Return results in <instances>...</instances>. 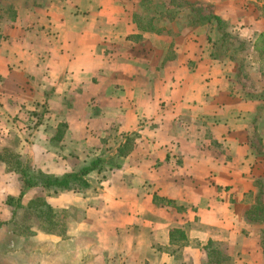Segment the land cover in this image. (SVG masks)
Segmentation results:
<instances>
[{
	"label": "crops",
	"instance_id": "0c3cea01",
	"mask_svg": "<svg viewBox=\"0 0 264 264\" xmlns=\"http://www.w3.org/2000/svg\"><path fill=\"white\" fill-rule=\"evenodd\" d=\"M29 1L0 23V152L55 176L102 161L87 189L20 200L72 210L37 234L57 264H264V0H159L158 30L141 0Z\"/></svg>",
	"mask_w": 264,
	"mask_h": 264
},
{
	"label": "trees",
	"instance_id": "16d2710c",
	"mask_svg": "<svg viewBox=\"0 0 264 264\" xmlns=\"http://www.w3.org/2000/svg\"><path fill=\"white\" fill-rule=\"evenodd\" d=\"M15 0H0V23L13 21L16 16V9L13 5ZM44 1V0H43ZM37 2V3H36ZM42 0L34 1L36 5H40ZM159 0H141L139 6L143 14L134 15V21L138 27L144 30H158L161 18L158 15L162 14L159 8ZM156 6V8H155ZM204 19L212 20L217 24L220 23L219 18L212 15H205ZM0 159L5 163V169L15 171L20 175L22 189L17 198L8 196L6 203L10 205L15 202V208H30L36 217L44 224V229L47 232L63 233L65 231V223L63 220V211L54 210L44 200L43 196H34L24 207L20 200L25 193V189L30 187H40L44 190H52L53 192L73 190L82 191L90 187V183L86 175L100 167L102 161L94 159L89 165L82 166L77 171L67 172L60 176L44 173L31 167L27 160L21 159L19 155L8 149H3L0 152ZM117 165V163H115Z\"/></svg>",
	"mask_w": 264,
	"mask_h": 264
},
{
	"label": "rangeland",
	"instance_id": "374dc122",
	"mask_svg": "<svg viewBox=\"0 0 264 264\" xmlns=\"http://www.w3.org/2000/svg\"><path fill=\"white\" fill-rule=\"evenodd\" d=\"M29 2V0H15L13 5L23 8ZM159 8L160 11H163L166 6L162 4L159 5ZM213 24L216 28L215 52L219 55L232 57L235 53V50H231L234 40H231L230 36L223 35L225 26H222L221 22L219 24L213 22ZM244 53L250 59L257 56L248 51ZM257 71L260 72V79H262L264 67L258 68ZM0 170H2L1 167ZM260 186L264 187L262 184ZM34 194V196H42L39 191ZM258 204L261 206V201ZM23 206L26 207V205ZM70 217H73V213L69 208L63 212V220ZM43 229L44 224L36 217L32 209L15 208L14 201L10 205H6L5 193H0V264H57L55 248L46 244V240L37 238L39 232H47Z\"/></svg>",
	"mask_w": 264,
	"mask_h": 264
}]
</instances>
